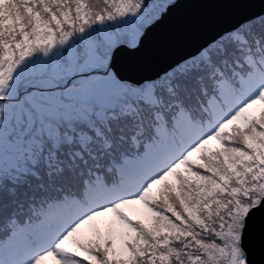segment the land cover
Returning a JSON list of instances; mask_svg holds the SVG:
<instances>
[{"label":"snow or ice","instance_id":"obj_1","mask_svg":"<svg viewBox=\"0 0 264 264\" xmlns=\"http://www.w3.org/2000/svg\"><path fill=\"white\" fill-rule=\"evenodd\" d=\"M179 3L4 0L0 264H264V11L135 75Z\"/></svg>","mask_w":264,"mask_h":264},{"label":"water","instance_id":"obj_2","mask_svg":"<svg viewBox=\"0 0 264 264\" xmlns=\"http://www.w3.org/2000/svg\"><path fill=\"white\" fill-rule=\"evenodd\" d=\"M264 11L261 0H180L165 22L155 30L156 56L152 67L135 75H152L167 64L187 56L219 32L233 28ZM125 53H117V60ZM243 230L239 244L244 252Z\"/></svg>","mask_w":264,"mask_h":264},{"label":"trees","instance_id":"obj_3","mask_svg":"<svg viewBox=\"0 0 264 264\" xmlns=\"http://www.w3.org/2000/svg\"><path fill=\"white\" fill-rule=\"evenodd\" d=\"M13 13H14V9L11 7V6H8V7H4V0H0V16H12L13 15ZM259 27V26H258ZM240 199L243 201L244 200V196H243V193H241V195H240ZM129 215L130 216H132V218L135 220V219H138V217L137 218H134L133 216H134V214L132 213V212H129ZM104 222V223H103ZM97 223L99 224V225H101V229L103 230V229H105L106 227H107V225H108V223H109V221L108 220H102V219H100V218H98L97 219ZM103 223V224H102ZM105 225V226H104ZM239 229V231H240V228H238ZM237 243H238V241H237ZM81 258H83V254L81 255ZM237 259H238V263H240L241 262V264H245V262H244V256H243V252H242V250L240 249V254H238V256H237ZM236 263V262H235ZM237 264V263H236Z\"/></svg>","mask_w":264,"mask_h":264},{"label":"rangeland","instance_id":"obj_4","mask_svg":"<svg viewBox=\"0 0 264 264\" xmlns=\"http://www.w3.org/2000/svg\"><path fill=\"white\" fill-rule=\"evenodd\" d=\"M134 208H140L141 206H139V205H136V206H133ZM106 217H107V215L106 216H104V217H100V219H102V220H104V219H106ZM109 217H110V215H109ZM108 217V218H109ZM134 218H140L138 215H134L133 216ZM97 223V222H96ZM104 223V222H103ZM102 223V224H103ZM98 224V223H97ZM98 226L99 227H101V225H99L98 224ZM105 226V225H104ZM236 232H237V236H234L233 238H232V241H233V245H234V258H235V262L237 263V264H241V262L240 263H238V259H237V256H238V254H240V246H239V229L237 228L236 229ZM237 241H238V243H237ZM235 263V264H236ZM45 264H56V259L55 258H48V260L45 262Z\"/></svg>","mask_w":264,"mask_h":264}]
</instances>
